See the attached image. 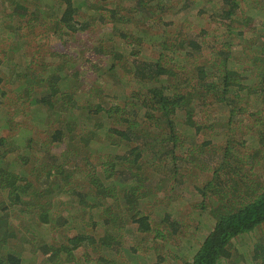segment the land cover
<instances>
[{"label":"trees","instance_id":"trees-1","mask_svg":"<svg viewBox=\"0 0 264 264\" xmlns=\"http://www.w3.org/2000/svg\"><path fill=\"white\" fill-rule=\"evenodd\" d=\"M101 1L106 2L94 6L96 0H0L5 16L14 18L8 24L5 21L8 35L16 33L24 38L28 32L22 30L27 24L32 22V29V25H42L45 20L44 30L41 28L35 38L52 50L47 53L40 46L12 83V89L20 87L14 92L19 106L13 112L32 113L44 140H37L26 123H21L24 121L11 118L4 101L8 91L0 76V110L4 114L0 116V128L9 130L11 125L19 124V135L24 140L21 144L13 135L0 136V194L5 195L1 207L3 211L10 208L20 215L29 214L31 218L28 215L23 228L36 237L28 240L16 236L15 240L26 243L20 249L6 245V238L14 236L0 237V264H142L141 259L146 257L139 252L140 243L150 241L147 236L151 235V241L156 243L157 239L175 238L182 232H178L181 223H174L171 229L152 226L153 220L144 213V204L155 199L156 194L150 188L155 180L150 169H166L161 170L162 180L170 181L171 190L180 171L193 167L195 156H203L205 149L206 153L211 149L210 175L203 187H194L201 196L197 205L202 210L197 213L194 231L203 226L199 224L205 218L202 212L210 218L206 217L208 223L199 245L180 264H224L231 257L230 239L264 224V175L252 172L255 164L264 162L260 155L264 126L253 128L259 122L264 125L263 109L253 101L255 98L264 103V40L261 45L256 44L264 36V0H220V15L228 21L226 34L231 32L244 42H255L257 56L263 59L257 78H249L248 69L245 71L238 60L232 59L234 48L228 43L216 52L217 69L199 66L198 92L194 86L189 89L188 85L175 83L181 65H170L179 58L174 54H189L188 49L198 51L200 46L164 28L156 43L162 51L175 53L166 56L162 52L152 61L132 59L131 72L140 86L125 95L122 104L104 100L100 82L85 89L80 88L79 82L85 71L102 66L105 56L111 62L104 69L114 70L116 52L122 55L116 42L123 40V44L134 46L136 53H141L149 31L131 32L132 27L142 20L154 21L157 13L162 17L166 12L163 8H175L174 0ZM182 5L187 7V0ZM21 21L27 23L21 26ZM101 25L112 31L100 36ZM36 32L33 30V35ZM240 44L244 53L247 44ZM56 47L62 49L56 51ZM77 49L92 52L96 59L84 54L77 60ZM90 62L94 64L86 66ZM111 80L115 78L110 72ZM184 82H192L191 77ZM26 103L29 107L24 109ZM200 105H205L206 110L219 106L227 113L221 120L222 141H214L216 137L207 139L206 136L219 132L218 123L199 115ZM248 116L255 122H249ZM236 129L240 131L238 141L229 133ZM247 134L252 137L249 144ZM95 138H105L107 143L94 142ZM108 143L119 149L108 148ZM52 145L56 149L67 145L65 150L70 153H53ZM74 155L80 158L72 167L69 163ZM32 163L33 168H29ZM54 193L56 197L52 196ZM166 217L160 218L161 222L169 218ZM5 218L9 221L8 217H0V229L9 225ZM16 218L14 215L13 220ZM128 221L136 228H125ZM41 230H48L50 238H43ZM123 231L135 235L137 241H126ZM251 253L255 264H264V240L253 242ZM151 264H161V258Z\"/></svg>","mask_w":264,"mask_h":264},{"label":"rangeland","instance_id":"rangeland-1","mask_svg":"<svg viewBox=\"0 0 264 264\" xmlns=\"http://www.w3.org/2000/svg\"><path fill=\"white\" fill-rule=\"evenodd\" d=\"M76 3H80V1L83 0H73ZM89 1V0H84ZM124 2H128L130 0H123ZM184 1V0H183ZM183 1L181 0H174L173 6L174 9L171 7H165L163 8L166 10L165 14L159 18V14L157 13L154 17V21L149 20H142V23H139L138 26H134L131 29V32L133 30H144L147 31V37H145V40L143 41L144 48L142 49L141 53H136V48L131 45L123 44V40L120 42H116L117 36L114 37L115 44H117V47L119 51H121L122 55L119 52H116V59L114 61V70L110 71L114 74L115 80L110 81V72L105 70L104 67L107 66L108 63L111 62V58L109 59V56H105L103 59L102 66L94 69L93 71H85V76L83 77L82 81L79 82L80 88L85 89L88 85H91L93 82L94 84H98L96 82H100V88L104 90V95H102V98L106 101H109L111 104L112 102L121 103L124 101L125 95L129 94L132 91H135L139 88V84L137 83V80L134 78V74H132L131 69L133 67V64L131 63V60L136 61H150L151 59H157L160 57L162 52H165L166 56L173 55L175 52H171V50H165L162 51L159 49L158 44L156 41H160L161 33H163V29L167 28L171 31L172 34L175 36L181 35L182 38L180 39H192L194 42L199 43L200 49L198 51H194L193 49H188L189 54H182L178 55V53L174 54L177 55L179 58L175 59V62L170 63V65H175L178 63V66L181 65V69L177 68V76L174 78L175 83H182L183 86H189V89H192L193 86L195 87L194 91L198 92V82L199 79L198 75V68H206L210 66L211 69H217L218 65V58L217 51L223 47V44H231V47L234 48V53L232 54V59L238 60V65L240 67H244L243 69L246 71L248 77L251 78V76H254L257 78L258 72L260 70V67L263 65V59L262 57H259V51L257 50V47L254 46L253 41L250 42H244L242 39L236 38V36H232L233 34L230 32L229 34H226V25L228 24V21L223 20L222 16L220 15V11L222 9L220 0H187V7H184V5L180 6ZM106 1L96 0V5L94 6H102V3ZM110 2V1H108ZM88 4H86L83 7H87ZM178 5V7H177ZM107 6V5H105ZM109 7H99L100 10L107 9ZM171 8V9H170ZM4 7H0V11L2 12ZM8 9V8H7ZM42 11V10H41ZM84 11V10H83ZM0 12V76L3 77V88L8 91V94L4 98L5 103L8 105L5 109L10 111L11 118L15 121H24L21 123H26V127L30 129V133L37 139V140H44V134L41 133V131H38V129L35 127V122L31 115L32 113L24 114L23 113H15L13 112L16 105L19 106L18 101L14 100L15 94L14 92L19 91L20 87L17 86L16 88L12 89V83L15 80V76L19 72L22 71V69H26L27 61L29 60V57L31 54H34L35 56L38 53V49L41 46L43 49H45V52L50 53L52 50H48V46L45 43H41L39 39L35 38L38 37V33L41 30V28L44 30V23L42 25H36L35 27L31 24H27V28H23V32H28L25 34L24 38H21L19 35L16 36L15 34H9L8 26L6 28L5 21H7V24L10 23V21H13L10 16H5L4 12ZM44 14V17L46 20H48L46 13L42 11ZM106 13L105 11H103ZM125 13V12H124ZM132 16V15H131ZM134 17V16H132ZM27 22L21 21V26H24ZM126 23V22H125ZM156 25V26H155ZM163 25V26H162ZM128 27V25H127ZM36 29V34L33 35V30ZM31 31V34H30ZM110 31H112V28H109L108 26L103 27L101 25V30L99 32V35H103L104 33L109 34ZM230 31V30H229ZM109 32V33H108ZM130 32V31H129ZM138 33V32H137ZM169 32V34H171ZM38 34V35H37ZM134 36L136 34L132 33ZM9 36L8 38H6ZM82 36V35H80ZM244 39V38H243ZM108 40V39H106ZM264 40V36L261 38H258L256 41L257 45H261L262 41ZM97 42L94 40V44ZM108 42V41H107ZM18 43H21L22 45H19ZM72 43V42H71ZM70 43V45H71ZM240 43H243V45H246V49L244 53L241 52ZM120 45V47H119ZM255 47V49H254ZM62 49V47H58ZM56 47V51H59ZM79 51V49H77ZM215 51V53H213ZM43 52V50L41 51ZM131 52H135L134 54H131ZM84 54L89 55L90 57L96 59V56L92 52L84 51L80 52L75 57L77 60L80 58H84ZM4 55L7 56L5 60H2L4 58ZM84 55V56H83ZM48 58H50L48 56ZM169 58H167L168 60ZM179 59V61H178ZM135 61V62H136ZM152 61V60H151ZM240 63V64H239ZM93 62L87 63L86 66L93 65ZM203 64V65H202ZM200 66V67H199ZM11 67V69H9ZM219 69V67H218ZM242 71V70H241ZM217 73V71H214ZM186 77H191L192 82L188 84L185 83ZM118 79H121L120 81H116ZM209 80L211 79L208 78ZM245 82H248L247 80ZM11 87L13 91H9L8 89ZM213 98V97H211ZM210 97L208 99L212 100ZM255 99V98H254ZM254 105L260 106L263 110L262 114L264 113V103L262 101L254 100ZM98 101L97 97H94V101ZM253 101H250L253 103ZM106 105H108V102H106ZM16 106V107H18ZM29 107V105L26 103L23 105V108L26 109ZM205 105H200L197 109L201 110L199 111V115L202 113V117H207L211 120V122H217L218 123V130L219 132L216 135H209L206 136L209 138L216 137L214 141H222L223 138L221 136V133L224 129V126L222 124L221 120H225V113L223 108L219 106L212 105L211 107L205 109ZM1 111V110H0ZM221 113V114H220ZM2 111L0 112V116H2ZM261 114V115H262ZM4 117V114H3ZM224 117V119H222ZM249 117V116H248ZM100 119V118H99ZM103 119V118H102ZM209 120V124H210ZM262 120V119H261ZM254 121V119L250 116L249 122ZM255 122V121H254ZM19 124L11 125V128L8 130H3L0 128V136H7V135H13L16 139L17 143H24L23 138L19 135L18 130ZM261 125V126H259ZM264 125L260 124V122L253 127L254 129H258L263 127ZM252 129V128H251ZM226 130V129H225ZM237 130V129H236ZM228 131V130H227ZM100 133V132H99ZM230 134H234V139L236 141L237 138L240 135V131H233L231 132L229 130ZM103 136L104 134H101ZM205 137V135H204ZM96 139V138H95ZM245 139L248 141V144L252 141V137L250 135H246ZM104 141L107 143L106 139L103 138L102 140H94V142H100ZM97 144V143H96ZM218 144V143H217ZM256 144V143H255ZM108 148L115 150H118L117 146H114L110 143L106 144ZM197 146V143L195 142L193 144ZM67 146V145H66ZM61 146L57 149L54 148L52 145L51 152L56 154L61 153H70V151H67V147ZM77 147V145H74ZM221 146V145H220ZM219 147V144H218ZM243 148V147H242ZM244 149V148H243ZM206 150V149H205ZM204 151L203 156L201 154H197L194 158L195 164L193 167H190L187 170H182L181 176L176 177L177 179L173 182H175L174 188L170 190V184L167 180V178L164 179V182L162 180L163 178V172L166 169L159 170L157 167H152L150 169L152 171V177L155 178L154 182L151 184L150 188L151 190L156 193L155 199L152 197L151 201L144 204V213L149 214V217L153 220L151 222L152 226L158 227V228H168L171 229L174 227V223H181L180 229H182V232L179 236L175 238L167 237L163 241L156 240V243L151 241V235L147 236L150 241L142 242L140 243V254L142 257L141 263L142 264H151L154 262V259H160L161 258V264H180L181 260H186L191 257L197 246L199 245V239H201V236L203 232H205V226L208 223V219L210 218L209 214L206 216L205 212H202L203 216L205 215V218L203 219V222L199 223L203 226L200 227V230L194 231L195 226L198 224L197 219V213L202 211L198 209V203L201 199L200 194L197 192V190L194 188L196 186H202L205 184L206 180H208L210 171L209 169V156L210 150H208V153ZM67 151V152H66ZM23 152V149L21 150ZM243 153H247L245 151H240ZM64 155V154H63ZM200 155V156H199ZM260 155L263 156L262 159H264V148L261 150ZM259 155V156H260ZM202 159H201V158ZM75 159H71L72 161L69 163V165H76L78 163V159L80 158L78 155H74ZM47 157H44V160H46ZM262 161V160H260ZM258 162L253 166V174H260L263 173L264 175V162ZM34 164L32 163L29 165V168H33ZM73 167V166H72ZM82 167V166H81ZM71 168V167H69ZM207 169V171H206ZM168 174V173H167ZM264 177V176H263ZM162 180V183L159 185L158 181ZM53 197H56V193L52 194ZM5 200V195L1 192L0 194V217H8L9 221H5L7 224V229L5 227L0 229V237L3 235H12L13 238H6L8 239V243L6 245H9L10 247L20 249V247H26L25 242H18L15 240L16 236H22L28 237L29 239L36 240V237L30 233H26L23 228V223L25 222L26 218H28L27 213L18 214V210H13L8 208V210L3 211L2 210V201ZM8 215V216H7ZM14 215H17L16 221L14 219ZM20 215V216H19ZM166 215L169 216V218L161 222V219L167 218ZM31 218V216L29 215ZM207 217V218H206ZM98 218V216H97ZM161 218V219H160ZM160 219V220H159ZM161 222L162 224L159 225L158 223ZM125 228H136L134 225H132L129 221L125 223ZM10 228V229H9ZM8 229L10 231H8ZM122 230L120 229L119 233ZM41 233L43 235V238L47 239L50 238V232L48 230H41ZM130 232L123 231V234L125 235L124 239L126 241H132L136 242L135 235L129 234ZM60 234V233H59ZM58 235V234H56ZM59 236V235H58ZM25 239V238H24ZM264 240V224L260 227L256 228L253 231L250 232H244L232 239H230V252L231 257L228 262H225L224 264H255L251 260V249H252V243L255 241H263ZM57 264V263H52ZM59 264V263H58Z\"/></svg>","mask_w":264,"mask_h":264}]
</instances>
